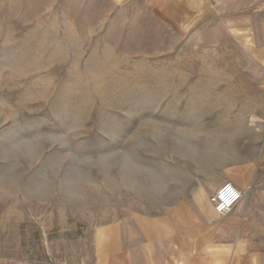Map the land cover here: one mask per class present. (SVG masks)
Wrapping results in <instances>:
<instances>
[{
    "label": "rangeland",
    "instance_id": "374dc122",
    "mask_svg": "<svg viewBox=\"0 0 264 264\" xmlns=\"http://www.w3.org/2000/svg\"><path fill=\"white\" fill-rule=\"evenodd\" d=\"M249 164L264 193V0H0V264H102L158 219L260 261L209 204Z\"/></svg>",
    "mask_w": 264,
    "mask_h": 264
},
{
    "label": "crops",
    "instance_id": "0c3cea01",
    "mask_svg": "<svg viewBox=\"0 0 264 264\" xmlns=\"http://www.w3.org/2000/svg\"><path fill=\"white\" fill-rule=\"evenodd\" d=\"M254 165H246L240 167L235 175L230 176V182L235 184L243 193L242 200L224 216L228 219L230 228L239 229L240 233L246 234L245 245L236 242L231 248H245L246 250L264 249V246H254L252 244L251 234H264V193L258 192L257 181L258 175ZM262 181V180H261ZM260 191V190H259ZM210 205H213L209 201ZM207 203V206L210 207ZM211 208V207H210ZM201 209L197 213L199 217L204 219L211 218L216 220L213 210ZM221 217L217 210H215ZM183 218L187 217L183 222V230L185 234H200L201 225L191 226L190 217L182 214ZM197 217V216H196ZM200 223V222H199ZM172 226H168L165 220H157L156 222L132 221L116 227V242L103 255L105 257L102 264H214V258L201 257L200 238L197 243H193L191 238L181 236L179 242H175L174 231H170ZM173 230V228H172ZM196 230V231H195ZM237 232V231H236ZM177 239V237H176ZM199 242V243H198ZM198 244V247L194 245ZM233 258L230 264H235ZM239 260V261H238ZM239 264H264V259L246 256L237 259ZM236 263V264H238Z\"/></svg>",
    "mask_w": 264,
    "mask_h": 264
},
{
    "label": "built area",
    "instance_id": "2783aa9c",
    "mask_svg": "<svg viewBox=\"0 0 264 264\" xmlns=\"http://www.w3.org/2000/svg\"><path fill=\"white\" fill-rule=\"evenodd\" d=\"M243 198L242 191L232 182L220 186L209 198L220 214L229 213Z\"/></svg>",
    "mask_w": 264,
    "mask_h": 264
}]
</instances>
